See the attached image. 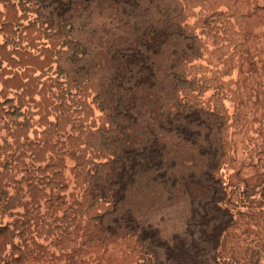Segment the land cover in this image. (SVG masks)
I'll return each instance as SVG.
<instances>
[{
    "label": "rangeland",
    "instance_id": "374dc122",
    "mask_svg": "<svg viewBox=\"0 0 264 264\" xmlns=\"http://www.w3.org/2000/svg\"><path fill=\"white\" fill-rule=\"evenodd\" d=\"M0 37L54 61L0 92V264H264V0H0Z\"/></svg>",
    "mask_w": 264,
    "mask_h": 264
},
{
    "label": "crops",
    "instance_id": "0c3cea01",
    "mask_svg": "<svg viewBox=\"0 0 264 264\" xmlns=\"http://www.w3.org/2000/svg\"><path fill=\"white\" fill-rule=\"evenodd\" d=\"M0 47H4L8 56L3 59L0 54V92L6 95L26 94L32 82H36L37 88L40 89L43 78H49L54 67V61L49 54L50 47H42L28 53L15 52L1 37Z\"/></svg>",
    "mask_w": 264,
    "mask_h": 264
}]
</instances>
